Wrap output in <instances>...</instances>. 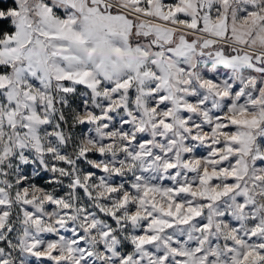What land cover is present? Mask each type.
Masks as SVG:
<instances>
[{
  "label": "snow or ice",
  "instance_id": "6c2138e0",
  "mask_svg": "<svg viewBox=\"0 0 264 264\" xmlns=\"http://www.w3.org/2000/svg\"><path fill=\"white\" fill-rule=\"evenodd\" d=\"M0 264H264V0H0Z\"/></svg>",
  "mask_w": 264,
  "mask_h": 264
}]
</instances>
